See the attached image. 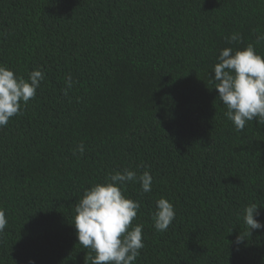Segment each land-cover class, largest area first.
<instances>
[{
  "label": "trees",
  "instance_id": "1",
  "mask_svg": "<svg viewBox=\"0 0 264 264\" xmlns=\"http://www.w3.org/2000/svg\"><path fill=\"white\" fill-rule=\"evenodd\" d=\"M259 33L264 0H0V65L44 74L0 128V264H91L75 206L123 170L152 176L123 192L141 205L134 264H264V229L243 221L256 204L264 223V126L237 132L209 83L224 48L264 57ZM161 197L175 218L157 232Z\"/></svg>",
  "mask_w": 264,
  "mask_h": 264
},
{
  "label": "clouds",
  "instance_id": "2",
  "mask_svg": "<svg viewBox=\"0 0 264 264\" xmlns=\"http://www.w3.org/2000/svg\"><path fill=\"white\" fill-rule=\"evenodd\" d=\"M226 40L230 44L239 42L241 36L232 33ZM256 43H264V33L257 35ZM216 60L209 83L217 93L216 100L226 109L225 117L237 132L243 131L250 121L264 126V57L256 53L253 44H248L243 50L224 48ZM43 79L44 74L39 69L30 72L25 80L0 65V128L20 113L22 104L26 106L35 97ZM73 84L71 75H67L65 89L62 90L65 96ZM83 152L81 143L73 150V155H82ZM129 182H138L142 194L152 190L149 172L138 176L135 171H118L109 173L104 183L85 190L75 206L72 226L77 243L88 249L91 264H134L144 247L143 225L132 224L141 205L123 194ZM259 208L251 204L244 209L243 221L249 236L254 230L264 229V223L255 218L259 215ZM151 218L155 231H166L175 218L173 205L161 197L155 203ZM7 224L5 212L0 209V233ZM242 240L238 236L236 243Z\"/></svg>",
  "mask_w": 264,
  "mask_h": 264
}]
</instances>
